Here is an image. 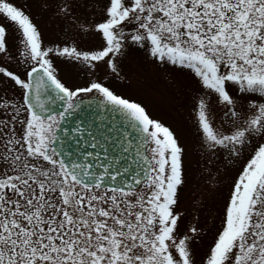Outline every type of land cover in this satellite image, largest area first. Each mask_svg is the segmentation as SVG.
<instances>
[{"label":"snow or ice","instance_id":"snow-or-ice-1","mask_svg":"<svg viewBox=\"0 0 264 264\" xmlns=\"http://www.w3.org/2000/svg\"><path fill=\"white\" fill-rule=\"evenodd\" d=\"M43 6L65 39L0 0V264H264V0ZM162 69L173 99L195 93L199 160L121 90Z\"/></svg>","mask_w":264,"mask_h":264},{"label":"rangeland","instance_id":"rangeland-1","mask_svg":"<svg viewBox=\"0 0 264 264\" xmlns=\"http://www.w3.org/2000/svg\"><path fill=\"white\" fill-rule=\"evenodd\" d=\"M18 3L25 6L26 11H30L35 22L41 28L44 35L45 43L57 39H65L64 29L67 25L52 13L44 8L46 0H18ZM77 81H82L85 76L83 73L74 74ZM173 79V74L162 69L155 80L140 81L131 86L123 87L121 90L127 94H136V98L146 101L149 111L166 122L175 129L180 136L181 143L184 144L193 160H199V134L197 132V112L195 108L196 101L195 93L190 90L182 94L178 99H173L169 92V84ZM119 83V82H117ZM222 167V165H221ZM229 177H224L214 186V191L208 193L207 205L203 213L195 212L199 205L195 201L199 199L198 191H190L185 194L183 207L191 206L192 211L200 216L201 223L205 224L203 239L199 243V252L203 253L211 244L215 235L216 229L219 227L220 209L223 206V199L228 191ZM206 219V223H205Z\"/></svg>","mask_w":264,"mask_h":264}]
</instances>
